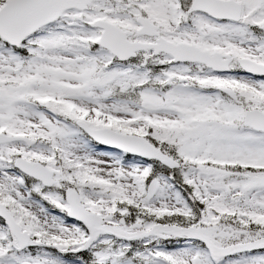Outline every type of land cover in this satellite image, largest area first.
Here are the masks:
<instances>
[{
    "label": "snow or ice",
    "instance_id": "snow-or-ice-1",
    "mask_svg": "<svg viewBox=\"0 0 264 264\" xmlns=\"http://www.w3.org/2000/svg\"><path fill=\"white\" fill-rule=\"evenodd\" d=\"M0 264H264V0H0Z\"/></svg>",
    "mask_w": 264,
    "mask_h": 264
}]
</instances>
